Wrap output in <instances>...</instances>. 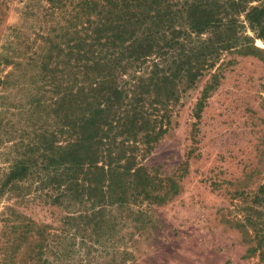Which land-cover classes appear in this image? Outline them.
I'll list each match as a JSON object with an SVG mask.
<instances>
[{
	"label": "trees",
	"instance_id": "16d2710c",
	"mask_svg": "<svg viewBox=\"0 0 264 264\" xmlns=\"http://www.w3.org/2000/svg\"><path fill=\"white\" fill-rule=\"evenodd\" d=\"M49 2L38 5V41L15 29L22 40L5 56L13 66L4 77L19 72L28 86L18 126L4 130L11 153L1 186L18 197L0 211V264L122 254L125 228L145 220L144 201L177 191L143 161L183 95L209 76L199 117L231 62L225 55L264 63L256 43H264V0ZM250 193L243 214L227 221L241 232L242 258L264 264V180ZM43 208L49 222L37 215Z\"/></svg>",
	"mask_w": 264,
	"mask_h": 264
},
{
	"label": "rangeland",
	"instance_id": "374dc122",
	"mask_svg": "<svg viewBox=\"0 0 264 264\" xmlns=\"http://www.w3.org/2000/svg\"><path fill=\"white\" fill-rule=\"evenodd\" d=\"M48 3L0 0V211L18 197L10 198L1 186L11 153L4 130L10 121L18 126L16 107L28 86L19 72L4 77L13 66L5 56L22 40L20 32L38 41V5ZM256 43L264 47L260 40ZM225 60L231 62L220 66L219 79L202 98L199 117L195 105L208 75L183 95L166 134L143 161L151 172L169 179L167 186L174 181L177 191H169L161 203L144 201L145 220L139 230L132 224L125 228L123 253L87 256L93 264L256 263V257L242 258L246 245L241 232L227 220L243 214L248 203L243 193L255 192L264 180V63L252 55L227 54ZM50 209L56 216L57 210ZM37 215H45L46 222L52 218L45 208ZM69 258L61 264H77L81 256Z\"/></svg>",
	"mask_w": 264,
	"mask_h": 264
}]
</instances>
